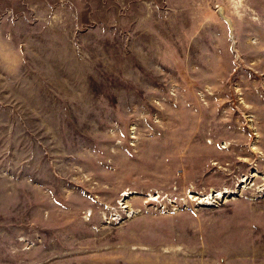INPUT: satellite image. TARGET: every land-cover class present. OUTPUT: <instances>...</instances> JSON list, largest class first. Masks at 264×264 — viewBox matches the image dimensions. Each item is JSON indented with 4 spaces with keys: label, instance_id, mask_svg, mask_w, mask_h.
Segmentation results:
<instances>
[{
    "label": "rangeland",
    "instance_id": "rangeland-1",
    "mask_svg": "<svg viewBox=\"0 0 264 264\" xmlns=\"http://www.w3.org/2000/svg\"><path fill=\"white\" fill-rule=\"evenodd\" d=\"M0 264H264V0H0Z\"/></svg>",
    "mask_w": 264,
    "mask_h": 264
},
{
    "label": "water",
    "instance_id": "water-1",
    "mask_svg": "<svg viewBox=\"0 0 264 264\" xmlns=\"http://www.w3.org/2000/svg\"><path fill=\"white\" fill-rule=\"evenodd\" d=\"M217 13L227 23L229 30H230V36L233 39L234 38V26H233L232 19L226 14L225 9L223 7H218Z\"/></svg>",
    "mask_w": 264,
    "mask_h": 264
},
{
    "label": "bare ground",
    "instance_id": "bare-ground-1",
    "mask_svg": "<svg viewBox=\"0 0 264 264\" xmlns=\"http://www.w3.org/2000/svg\"><path fill=\"white\" fill-rule=\"evenodd\" d=\"M221 196V194L219 193L216 197H220Z\"/></svg>",
    "mask_w": 264,
    "mask_h": 264
}]
</instances>
